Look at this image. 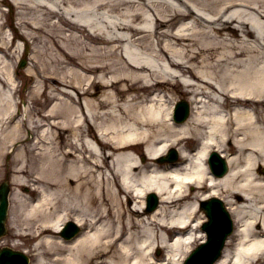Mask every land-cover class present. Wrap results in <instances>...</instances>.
Instances as JSON below:
<instances>
[{
    "label": "bare ground",
    "instance_id": "obj_1",
    "mask_svg": "<svg viewBox=\"0 0 264 264\" xmlns=\"http://www.w3.org/2000/svg\"><path fill=\"white\" fill-rule=\"evenodd\" d=\"M12 1L15 24L0 8V162L17 141L12 179L37 197L13 183L10 223L35 240V264H183L210 197L237 224L217 264H264V0ZM20 41L49 59L28 73L30 98H46L29 118H11ZM171 146L183 162L162 166ZM212 149L228 157L222 178ZM71 219L85 231L67 242Z\"/></svg>",
    "mask_w": 264,
    "mask_h": 264
},
{
    "label": "rangeland",
    "instance_id": "obj_2",
    "mask_svg": "<svg viewBox=\"0 0 264 264\" xmlns=\"http://www.w3.org/2000/svg\"><path fill=\"white\" fill-rule=\"evenodd\" d=\"M0 8H2L3 10H6V12H9L8 7L5 6V5L1 6ZM15 11L18 12V9H15ZM16 17H17V14H16ZM6 18H8L9 23L11 21H13L11 16H10V14H8V16ZM12 50L15 51V49H12ZM19 53L20 52L18 51L17 53L14 54L15 57H12V59H8V60L10 61V64H14V66L17 68L18 71L25 70V73L23 72L24 74H22V72L20 74V80L18 81V84H19L18 88L19 89H18L17 93L15 94V97H16L17 101L20 102V106L22 107L23 110H25L26 106L28 107L27 108L28 110H26V112H25V118H29L30 116L33 117L34 115H36V114L41 112V108L43 107L42 104H43V102L45 101L46 98L43 97V95H41V96H39L37 98L34 97L33 99L30 98V94L29 93L32 92L33 86H32V83H31L32 80L31 79L28 80L29 76L27 78L26 73H30L31 72L30 69H34V66H38V68H40V67H42V68L44 67L45 68V66H47L45 61L48 62L49 59H42V60L30 59L36 53V49H35V53L34 52H32V54L29 53V56H26L25 54L23 55V49L21 50V54H19ZM23 57H25V58L27 57L29 63H28V65L25 68L22 69V68L19 67V64H20V61H21V59ZM41 75L44 76V74H41ZM47 76H50V74H48ZM31 86H32V89H31ZM65 89L66 90H70L72 92L73 88L65 87ZM43 90H45V89H42V91ZM188 96L189 95H187L186 97H188ZM22 99L25 100V103L21 102ZM23 117H24V115H23ZM4 121H7V120H3L2 122H4ZM21 131H22V137L25 136L24 138H26V134H25L26 132H25L24 126H23V129H21ZM14 146H16V145H14ZM13 157H14V155H12V153L5 154V155L2 156L1 162H0L1 163V166H0V169H1L0 170V183L6 177H8L10 179V182H11L12 186H14L15 183H14V181L12 179L13 175H12V171H11L12 165H13V163H11V161H12ZM258 172L260 174H262L260 170H258ZM15 186H18L21 189L22 194H24L26 197H28L29 194L31 193V187H28L27 185H24V184L17 185V184H15ZM26 209H27V207H26ZM199 215L202 216V215H205V214L203 212H201V213H199ZM11 226L12 225H11V223L9 221L10 232H9V234L6 237H4L3 239H0V248L5 246V245H8V246L11 245L14 249H17V250H20V251H24V250L25 251H29V250L33 251L35 240L31 241V240H26L25 238H23L21 236L20 237L19 236H13L12 234L14 232L12 230L15 229V227L11 229ZM199 242H200V240L195 241L193 243V248L195 246H197L199 244ZM35 260H36V258H35Z\"/></svg>",
    "mask_w": 264,
    "mask_h": 264
},
{
    "label": "water",
    "instance_id": "obj_3",
    "mask_svg": "<svg viewBox=\"0 0 264 264\" xmlns=\"http://www.w3.org/2000/svg\"><path fill=\"white\" fill-rule=\"evenodd\" d=\"M6 192L3 189L1 191V199H2V204L0 205V235L4 232V220H5V213H6Z\"/></svg>",
    "mask_w": 264,
    "mask_h": 264
}]
</instances>
